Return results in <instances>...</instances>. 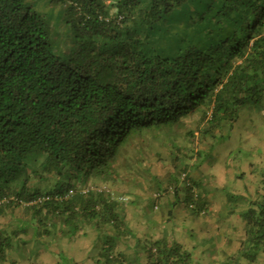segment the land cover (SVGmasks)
I'll return each instance as SVG.
<instances>
[{
	"label": "trees",
	"instance_id": "16d2710c",
	"mask_svg": "<svg viewBox=\"0 0 264 264\" xmlns=\"http://www.w3.org/2000/svg\"><path fill=\"white\" fill-rule=\"evenodd\" d=\"M249 103L264 104V0H0V196L14 198L0 205V264L18 251L80 264L72 246L92 236L95 264H133L128 250L201 264L175 239V210L214 212L197 171ZM261 165L259 187L242 172V191L223 188L216 215L242 230L206 240L237 243L226 264H264Z\"/></svg>",
	"mask_w": 264,
	"mask_h": 264
},
{
	"label": "rangeland",
	"instance_id": "374dc122",
	"mask_svg": "<svg viewBox=\"0 0 264 264\" xmlns=\"http://www.w3.org/2000/svg\"><path fill=\"white\" fill-rule=\"evenodd\" d=\"M56 19V18H55ZM184 129H182V132ZM177 138H184L187 137L186 134L181 133L177 134ZM216 139V145L214 146V150L212 149L209 151L208 149L207 156L205 155V162L200 169V172L197 171V175L200 179L204 181L205 184L210 185L213 183V194L214 195V212H211L209 217H199L193 218L184 210L182 206H179L176 211V222L180 225L182 222L187 224V221L190 223L191 230H184L185 226H181L176 230L175 235L180 237V240H187L191 238V249L193 253L196 255V261L202 260L204 254V259L208 260L210 264H221V260L226 262L225 260L228 259L230 256L229 254H218V252L222 253L220 247L215 248L214 246L210 245L211 248L214 247V251H212L211 257H209L206 253H209V249H202V246L199 242L201 236L197 232L203 231L202 238L207 235L210 236L209 233H213V231H220L224 233V236L228 234L231 238H236L239 235L240 230H242V221L239 219V216H233L229 219L219 218L216 215V211L223 209V202L225 200V193H223V188L227 187L232 191L239 190L242 191V187L235 184L234 179H237L236 175L241 174L244 172L248 174L249 179L246 181V184L249 186V189L259 187V180L257 178V169H252L250 166L252 163L254 164H262L259 168L261 169L264 166V104L260 106H256L254 103H249L245 107L240 110L239 120L236 122L232 131L229 130L228 126L218 132ZM188 140V139H187ZM242 165V166H241ZM238 166H241L240 168ZM262 171V169H261ZM160 173H163V170H160ZM165 173V172H164ZM131 179V178H130ZM131 181V180H130ZM233 181V182H232ZM131 186L130 189H133V183H129ZM128 189V188H127ZM126 193L127 190H122ZM137 191V190H132ZM144 197H147L144 196ZM128 199V196L126 197ZM148 199V198H147ZM146 199V200H147ZM174 201L175 198L173 196L169 198H165L164 200V209L159 208L157 212L151 213L153 218L158 221H162L165 219V215L169 211L167 201ZM130 211L133 213L134 227L137 225L139 231L142 234L147 233L148 227L144 224V218L141 215L139 209L129 207ZM131 213V212H130ZM139 220L143 222V225H140ZM221 221L222 224L220 225L219 222ZM210 221V223H209ZM237 227V232L234 229ZM210 232H209V230ZM161 230V229H160ZM193 235L192 237L190 235ZM187 236V237H186ZM190 238H189V237ZM220 237V236H218ZM237 246L235 243L234 248ZM196 250H201L198 252H194ZM201 255V257H200ZM50 263H55V258H50ZM204 262V261H203Z\"/></svg>",
	"mask_w": 264,
	"mask_h": 264
},
{
	"label": "crops",
	"instance_id": "0c3cea01",
	"mask_svg": "<svg viewBox=\"0 0 264 264\" xmlns=\"http://www.w3.org/2000/svg\"><path fill=\"white\" fill-rule=\"evenodd\" d=\"M212 149L214 150V147L211 148L210 151ZM263 170H264V168H263ZM258 172H259V170H258ZM258 175H259V173H258ZM259 179H261V178L259 177ZM189 223L190 222L187 221V225H185V227H184L185 229L184 230H186V231L191 230L190 229L191 227H190V224ZM8 233H10V232H8ZM197 233L199 234V236H201V239L199 240V242H200V244L202 246L201 250L202 249H209V247H210V249L208 251L209 253H206L209 257H211L212 251H214L215 248H218V247L221 248L220 245L219 246H215V248H211V246H210L211 245V242L206 240L207 238L211 239V235L210 236L207 235V237L204 236V238H202L203 233H205L204 230L203 231H199ZM190 236L192 237L193 235H190ZM175 239H176V241L178 243H180L184 247V250L189 251L191 253V255H193V259L196 260V255L197 254L193 253V251H190L191 246H192V244H191V238L189 239V241H187V240L186 241L185 240L182 241V240H180V237L177 238V236L175 235ZM94 240H95V238L93 236H92V238H89V239H86V240H84V239H79L78 240L77 239L76 240L77 241L76 244H74L72 246V253H73L72 256L77 257V259L80 260V264H95L94 261H93V257H95L97 255V253H94V250H93ZM220 240L223 241L224 238L221 237ZM134 245H135V243L133 245H130L132 247L131 249H133V247H135ZM236 249H237V246L234 249H231L230 252L225 253V254L233 255V254H235V252H236L235 250ZM88 250H90L91 255L87 259L86 252L88 253ZM201 250H196L194 252H198V251H201ZM127 252L130 253V254H132V256H133V258H132V260L134 261L133 264H143L144 263L143 260L146 258V257H144V251H140V250L139 251H137V250H128ZM221 252L222 253L218 252V254L219 255L220 254H224V251L223 250H221ZM201 255H203L202 260L197 261V262H199L201 264H210V263H208V260L207 259H204V254H201ZM201 255H200V257H201ZM50 258L51 257H47L46 255L45 256L43 255V262L48 261L50 263ZM136 258H138L140 261L139 262L138 261L136 262L135 261ZM220 263L221 264H226V262H223L222 260H221ZM5 264H35V261H32V262L28 261L27 258L25 257V253L22 252V251H18V253H15L13 259L11 260L9 258V261L7 263H5ZM126 264H129V263H126Z\"/></svg>",
	"mask_w": 264,
	"mask_h": 264
},
{
	"label": "built area",
	"instance_id": "2783aa9c",
	"mask_svg": "<svg viewBox=\"0 0 264 264\" xmlns=\"http://www.w3.org/2000/svg\"><path fill=\"white\" fill-rule=\"evenodd\" d=\"M12 199L14 198H8V197H1L0 196V205L6 204L8 202H10Z\"/></svg>",
	"mask_w": 264,
	"mask_h": 264
}]
</instances>
